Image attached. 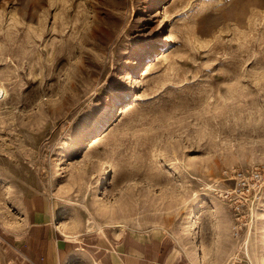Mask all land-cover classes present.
Returning <instances> with one entry per match:
<instances>
[{
  "label": "rangeland",
  "instance_id": "1",
  "mask_svg": "<svg viewBox=\"0 0 264 264\" xmlns=\"http://www.w3.org/2000/svg\"><path fill=\"white\" fill-rule=\"evenodd\" d=\"M0 87V264L33 198L72 239L264 264L233 173L264 166V0H0Z\"/></svg>",
  "mask_w": 264,
  "mask_h": 264
},
{
  "label": "crops",
  "instance_id": "2",
  "mask_svg": "<svg viewBox=\"0 0 264 264\" xmlns=\"http://www.w3.org/2000/svg\"><path fill=\"white\" fill-rule=\"evenodd\" d=\"M25 209L24 229L5 264H186L163 237L113 231L72 239L51 221L43 199L29 200Z\"/></svg>",
  "mask_w": 264,
  "mask_h": 264
},
{
  "label": "built area",
  "instance_id": "3",
  "mask_svg": "<svg viewBox=\"0 0 264 264\" xmlns=\"http://www.w3.org/2000/svg\"><path fill=\"white\" fill-rule=\"evenodd\" d=\"M236 191L240 196L251 194L264 185V166L253 169L247 176L241 171H233Z\"/></svg>",
  "mask_w": 264,
  "mask_h": 264
},
{
  "label": "bare ground",
  "instance_id": "4",
  "mask_svg": "<svg viewBox=\"0 0 264 264\" xmlns=\"http://www.w3.org/2000/svg\"><path fill=\"white\" fill-rule=\"evenodd\" d=\"M12 57V56H11ZM11 62H12V60H11ZM5 96V91H4V89H2L1 87H0V99H2L3 97ZM113 103H115V102H113ZM126 106V105H125ZM117 110V109H116ZM115 109H114V106H113V109H111V110H109V112H108V114L107 115H109V116H112V114L114 113V112H117ZM106 117V116H105ZM93 141V140H92ZM104 177V176H103ZM102 181H105V177L104 178H102ZM90 225V224H89ZM96 225V224H95ZM194 225H195V222H192L191 223V228H193L194 227ZM92 226H94V225H92ZM98 226V225H97ZM95 227V226H94ZM93 227V228H94ZM91 228V227H90ZM68 236V235H67Z\"/></svg>",
  "mask_w": 264,
  "mask_h": 264
}]
</instances>
